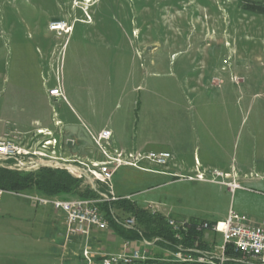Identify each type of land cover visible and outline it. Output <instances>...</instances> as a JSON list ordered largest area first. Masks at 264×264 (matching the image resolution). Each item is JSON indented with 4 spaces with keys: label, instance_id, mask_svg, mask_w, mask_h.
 I'll use <instances>...</instances> for the list:
<instances>
[{
    "label": "rangeland",
    "instance_id": "rangeland-1",
    "mask_svg": "<svg viewBox=\"0 0 264 264\" xmlns=\"http://www.w3.org/2000/svg\"><path fill=\"white\" fill-rule=\"evenodd\" d=\"M253 5L261 10H251ZM58 21L72 30L63 36L51 32L49 24ZM59 84L64 98L49 97L48 90ZM72 111L92 114L101 125L100 132L90 133L88 150L79 148L76 139L75 146L65 143L73 137L58 118L74 117ZM43 112L58 126L37 131L38 136L18 131L17 121L30 122ZM112 128L126 141L169 144L132 151L116 145L113 153L167 152V165L142 161L141 166L179 174L122 166L112 178L115 191H141L129 202L142 208L160 204L166 215L210 221L225 220L233 205L264 221V0H0V132L9 135L4 139L32 146L45 161L55 157L88 170L96 162L90 158L107 160L94 136ZM54 139L55 145L44 149ZM73 154H85L89 161ZM196 160L211 167L202 173L208 181H194L199 174L188 171ZM12 163L0 167L18 171ZM216 172L225 177L216 178ZM86 175L79 178L83 189L93 181ZM210 180L231 182L240 190L231 193ZM91 187L109 194L102 183L94 181ZM32 197L79 199L50 197L37 188L5 192L0 264H82L85 239L65 242L62 215ZM119 201L107 203L124 225L135 216L117 207ZM101 214L106 218L102 209ZM111 230L92 234L89 248L121 252L124 240ZM211 239L219 243L221 236L214 233ZM151 251L167 257L159 244Z\"/></svg>",
    "mask_w": 264,
    "mask_h": 264
},
{
    "label": "built area",
    "instance_id": "built-area-1",
    "mask_svg": "<svg viewBox=\"0 0 264 264\" xmlns=\"http://www.w3.org/2000/svg\"><path fill=\"white\" fill-rule=\"evenodd\" d=\"M49 30L58 36H63L72 29L66 21H58L50 23ZM48 93L50 97L59 100L64 98L61 84L49 89ZM4 136L9 135L0 132V166H3L5 161H12L13 169L33 171L46 164L53 168L67 170L78 179L83 176L86 177L87 173L93 177V181H90L91 186L94 181L108 186L109 194L101 195L99 199L61 200L42 197H32L31 199L35 204L52 206L55 212L64 216L66 239L68 241L78 236L85 238L86 242L80 255L82 264H168V259H175L177 264H264V222L254 223L234 210L229 211L228 217L224 222L215 224L207 221L194 223L192 220L185 218L166 217L167 226L177 241L176 248L170 251L171 256L168 259L150 256L147 251H141L138 248L131 249L129 243L125 244V250L120 253L93 251L88 244L92 231L108 230L110 226L108 220L101 214L100 204L107 201L132 199V197L118 198L114 195L112 178L116 171L122 166L150 171L149 169L151 168L141 166L142 161L150 165L165 166L171 155L167 152H154L144 155L139 153L135 155L125 151H115L113 153L111 145L112 133L110 131H102L97 137L94 136V141L107 160L104 162L96 161L92 164L94 169L83 170L81 167L62 164L60 163L62 161L55 157H49L45 161L43 158L46 157L43 154L33 151L32 146L23 144L22 141L21 147H12V145L4 143ZM53 142H46L44 149L55 145L57 140L54 139ZM65 143L74 145L76 141L67 138ZM37 156L42 159L35 160ZM82 165L85 164L82 163ZM215 177H225V175L216 172ZM196 179L208 181L203 174L197 175ZM209 182L227 185L231 192H235V190L240 188L237 184L225 181L210 180ZM150 210L152 215H161L158 207H152ZM136 224V217H130L124 222V226L128 229H134ZM192 232L201 233L203 236L207 232H212L220 235L221 241L204 247L203 238H191ZM157 241L158 239L153 243L145 242V245L147 247L156 245Z\"/></svg>",
    "mask_w": 264,
    "mask_h": 264
},
{
    "label": "trees",
    "instance_id": "trees-1",
    "mask_svg": "<svg viewBox=\"0 0 264 264\" xmlns=\"http://www.w3.org/2000/svg\"><path fill=\"white\" fill-rule=\"evenodd\" d=\"M249 8L254 11L261 10L254 5ZM83 184H85L83 180L76 179L66 170L52 167H40L37 170L29 172H18L0 167V191L4 192L19 194L23 193V191L37 188L44 195L50 197L77 195L79 199L93 200L101 198L102 193L99 190L93 189L89 184L83 189ZM116 205H118L117 207H124L128 213L133 214L137 219L136 227L128 229L119 223L118 219L114 218V215L112 216L113 205L111 206V203L106 202L99 206L100 210L105 211L110 226L113 227L115 233L123 240L156 241L158 239L156 244L172 250L176 248L177 241L167 226L166 217L152 215L149 209H144L128 200L119 201ZM192 222L198 223L199 221L193 220ZM192 237L202 239L203 235L192 232Z\"/></svg>",
    "mask_w": 264,
    "mask_h": 264
},
{
    "label": "crops",
    "instance_id": "crops-1",
    "mask_svg": "<svg viewBox=\"0 0 264 264\" xmlns=\"http://www.w3.org/2000/svg\"><path fill=\"white\" fill-rule=\"evenodd\" d=\"M72 112H73L74 117H70V115L62 114V118H58V121H60L62 123V127L61 128L65 129V131L67 133L69 132L72 135V137L74 138V140L76 139L79 148H81L82 150H88V149L91 148L90 145L92 144L91 143V140L92 139L90 137V133H96L97 131L100 132L101 131V125L100 126H97V124L95 123V121H93L92 114L91 115L90 114L88 115V113H86L85 111H80V112L72 111ZM31 116H34V115L32 114ZM53 121H54V118H52V120H50L49 117H48V114L45 113V112H43V113L37 114V117H32L31 120H30V122H27L26 119H23V120L17 121L16 124L19 127V129H18L19 132L24 133V134H29V133H32L33 132L36 136H38L37 134H39V133H37V131H40L41 130L43 133H45L44 130L50 131L55 126H58V125H54L53 124ZM228 124H229V127H231V124L230 123H228ZM77 128H78V131H77ZM79 128H84V130H85L86 133L84 132L83 129H82L83 131H81V129H79ZM114 130H115L114 128H112V130H111L112 131V141L111 142H112V147L113 148H114V146L116 147V145L118 146V149H122L123 150V149L126 148L125 150H128V151H132L136 147H138L140 149L143 148V147H149V148L150 147H155V148L156 147L157 148H160V147H162V148H169V144L167 142H161L160 145L159 144H157V145L156 144H153L152 145V144H150L151 141L149 139H147V138H140L139 140L135 138L132 141H129V140L126 141L125 140V135L120 130L117 129L115 132H114ZM40 134H41V132H40ZM117 142H119V143L117 144ZM82 152L86 154V152H84V151H82ZM85 154H83V155L82 154H79V155L73 154V155H71V157H76V156H78V157H85V159L88 160L89 158H88V156H85ZM89 160H95V161H98V162L102 161V160H100L98 158H93V159L90 158ZM197 164L199 166H197ZM55 169H57V168H55ZM217 169L218 168H216V170ZM135 170H137V169H135ZM205 170H211V167L208 164H203L201 161L196 160L195 161V164L193 166L189 167V170L188 171H190V172H193L194 171V174L197 175V174L205 173ZM218 170H221V169H218ZM138 171L145 172V173H152V174L161 175V176H176V175H179L177 173L172 174L170 172H164V171H160V170H155V171H151V172L150 171H141V170H138ZM221 171L224 172L223 170H221ZM194 181L206 182V181H201V180H197V179H194ZM227 183H231V182H227ZM222 185H224V184H222ZM224 186H227V185H224ZM238 190H240V189L235 190V192L238 191ZM228 191L231 192L230 189H229V187H228ZM1 192L2 191H0V193ZM235 192H233V193H235ZM113 193L118 198H127V197H133L134 195L141 193V191H138V192H130V193H126V194H121L119 192H116L115 189L113 188ZM4 194H5V192H2V196L0 197L1 199H3ZM150 205H151L150 208L148 206V207H146L144 209H147V208L148 209H151L152 207H158L160 209V212L162 213L161 216H163V217H168L169 216V217H173V218H177V219H181L182 218V217H180V218L179 217H175V216H172L170 214L169 215L168 214L166 215L165 214V209L163 210V207L160 204H157V205L150 204ZM30 207L32 208L31 204H30ZM230 210H234V211H236V212H238V213L246 216L250 221H252L254 223H263L264 222V221H260V220L259 221L258 220H253L251 218V216H249L248 214L245 215L244 213L237 211L233 207V205L230 207ZM228 214H229V212H228ZM227 217H228V215H227ZM227 217H226V219H227ZM62 218L64 220V216L63 215H62ZM185 219H189V220H192V221L193 220H195V221H207V222H210V223H213V224L219 223V222H224L226 220L225 219V220H218V221H210V220H199V219H196V218H186V217H185ZM111 231L114 233V230H111ZM97 232H98L97 230H93L92 233H91V235L92 234H96ZM213 234L214 233L209 232L207 235L203 236V241L205 243L204 244V247H206V246H208L210 244H214V243L217 244L218 243V241L211 239V237H212ZM78 238L85 239L82 236H78V237H73L71 240L68 241L66 239V237H65V242H67V243L74 242ZM143 241H147V240H130V241L124 240V245L122 247L121 252H123L125 250L124 246H125L126 243H129L130 244V248L131 249L140 248L141 251H147V249H151L153 247V245H152V247L151 246H149V247L145 246V242H144V245L141 248L140 247V244L142 245V242ZM148 242L151 243V242H154V241H148ZM161 249L167 254V257L161 256V255H159V253H158V256H157L156 253H154V251L149 252V255L150 256L157 257V258H161V259H168V258H170V256H171L170 255V251L172 249H170L168 247H162V246H161ZM93 251H101V250H93ZM101 252H105V251H101Z\"/></svg>",
    "mask_w": 264,
    "mask_h": 264
},
{
    "label": "bare ground",
    "instance_id": "bare-ground-1",
    "mask_svg": "<svg viewBox=\"0 0 264 264\" xmlns=\"http://www.w3.org/2000/svg\"><path fill=\"white\" fill-rule=\"evenodd\" d=\"M4 143L12 145V147H20L14 139H4ZM168 264H177V261L175 259H168Z\"/></svg>",
    "mask_w": 264,
    "mask_h": 264
}]
</instances>
